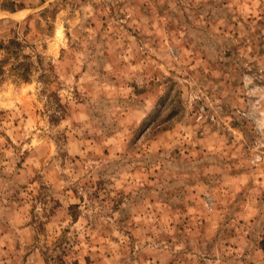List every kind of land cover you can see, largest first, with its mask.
<instances>
[{"label": "rangeland", "instance_id": "rangeland-1", "mask_svg": "<svg viewBox=\"0 0 264 264\" xmlns=\"http://www.w3.org/2000/svg\"><path fill=\"white\" fill-rule=\"evenodd\" d=\"M0 67V264H264V0H0Z\"/></svg>", "mask_w": 264, "mask_h": 264}, {"label": "trees", "instance_id": "trees-1", "mask_svg": "<svg viewBox=\"0 0 264 264\" xmlns=\"http://www.w3.org/2000/svg\"><path fill=\"white\" fill-rule=\"evenodd\" d=\"M12 43V42H11ZM13 43H15V44H18V43H16V42H13ZM1 69H2V67H0Z\"/></svg>", "mask_w": 264, "mask_h": 264}]
</instances>
